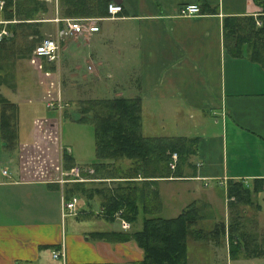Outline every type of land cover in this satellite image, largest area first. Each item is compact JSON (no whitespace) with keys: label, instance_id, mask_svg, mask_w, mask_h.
<instances>
[{"label":"crops","instance_id":"1","mask_svg":"<svg viewBox=\"0 0 264 264\" xmlns=\"http://www.w3.org/2000/svg\"><path fill=\"white\" fill-rule=\"evenodd\" d=\"M113 1L121 3L122 10L114 17L96 16L99 29L90 35L67 37L58 63L32 55L21 61L27 71L19 72L21 63L10 53L9 62L5 61L10 63L6 67L8 80L3 81L0 91L12 100V93L19 88L29 95L35 89L38 98L59 96L65 103L63 111L71 105L78 110L82 100L95 96L71 90L68 84L100 82L111 93L108 97L139 98L143 135L186 137L191 141V152L166 176L140 171L126 177L132 175L129 168L133 163L126 157L103 161L95 157L85 162L73 156L75 164L90 165L94 172L85 174L89 179L81 181L77 213L65 215L61 195L62 190L68 195V184L62 189L50 169L18 167L19 163L17 170H6V174L5 168L0 169V264H134L142 259L143 249L134 239L93 235L121 230L118 218L107 220L102 209L105 197L126 181L135 184L140 193L157 192L152 206L145 208L143 200L137 199L138 217L130 222V228L141 227L149 208L166 218L178 215L190 204L197 208L198 216L186 237L187 264H205L210 252L213 256L225 251L231 260L229 218L234 222L247 217L246 223L264 224V69L245 55L229 53L223 28L224 18L230 16H251L262 23V7L255 0ZM190 2L200 5L201 14L180 15L179 7ZM1 8L2 26L16 20L5 19ZM56 15L57 7L39 19L43 36H47L45 22H51L54 30ZM44 124L40 131L31 129L29 142L17 143L16 153L19 145L31 149L44 143L48 132ZM182 126L194 129L184 131ZM1 147L4 151L13 149ZM229 180L261 188L252 192L250 202H238L232 196L227 198L224 185ZM176 183L183 188L174 189ZM181 193L187 197L175 206ZM61 245L63 262L52 253ZM242 253L240 249L232 254L239 256L238 260L261 257Z\"/></svg>","mask_w":264,"mask_h":264},{"label":"trees","instance_id":"2","mask_svg":"<svg viewBox=\"0 0 264 264\" xmlns=\"http://www.w3.org/2000/svg\"><path fill=\"white\" fill-rule=\"evenodd\" d=\"M2 12L8 21L5 25L12 33L0 40V60L11 54L26 57L40 41L43 34L41 21L37 16L46 11L44 0H3ZM113 0H56L57 11L61 17L105 16L107 5ZM264 10V0H255ZM261 25H256L253 17H225L223 22L225 46L234 56H247L258 62L264 69V16L259 15ZM2 23H0V28ZM23 44H22V43ZM2 67L0 62V68ZM7 77L0 74V86ZM78 120L90 122L93 126L95 141V157L98 160H115L129 158L133 161L130 174L138 172L152 174L150 176H166L170 173L169 159L172 151H176L180 161L187 159L191 152V141L183 136L161 137L145 136L141 133V108L138 97L114 96L89 98L82 100ZM18 104L0 91V139L3 146L12 147L17 144L18 137ZM64 168L75 164L73 154L66 148L62 150ZM94 166L95 163H92ZM176 173V171H172ZM176 175V174H174ZM147 176V175H145ZM261 183V181H260ZM82 182L68 183L67 194L81 189ZM131 181L119 183L114 193L108 194L103 202V213L107 220L114 219V213L122 209L121 215L134 223L138 217L137 199L143 205L152 206L157 192L137 191ZM260 185L249 186L241 180H229L227 193L234 196L235 201L250 202L252 192H257ZM141 227L127 230L97 231L94 236L110 240L134 239L143 249V257L134 264H187L186 237L192 229L197 215V208L190 204L174 217H162L154 214L152 208L145 210ZM235 220L228 225L229 252L244 250L243 256H264V249L248 248L247 233L240 230ZM236 228V230H235Z\"/></svg>","mask_w":264,"mask_h":264},{"label":"rangeland","instance_id":"3","mask_svg":"<svg viewBox=\"0 0 264 264\" xmlns=\"http://www.w3.org/2000/svg\"><path fill=\"white\" fill-rule=\"evenodd\" d=\"M44 1H46L47 3L46 5L48 9L46 11H40V13H38L37 16H41V18L43 14L50 15V12L53 11V9L55 10V8L57 7L56 0H44ZM44 28H45L44 30L45 34L50 35L51 33H53V24L51 22H45ZM32 51L29 53L28 56L26 55V57L32 56L33 55ZM61 56H62V52L60 54V57ZM23 58L25 57L15 56V59L19 63H21V65H18L19 72L20 70L27 71V69L26 70L24 69L25 67L23 68V62H21ZM6 60L9 62V57L6 58L5 56L1 58L2 67L0 68V74H2L5 77H7L6 74L9 73L8 72L9 69L7 70V68L10 66V63L5 62ZM6 79L8 80V78ZM33 80L34 83L37 84L36 82L37 79L34 78ZM128 81H132V80H126L125 82ZM68 85L71 86V90L74 89L76 90V92L78 91L79 93L82 94H90V95L92 94V96H95V98H104L111 96V93H109V91L107 92L105 89H103V85L100 84V82L89 84L88 81L81 80L78 81V83H76V86L71 84ZM90 89L91 92H89ZM26 92H28L26 89L19 88L17 92L15 93L13 92L12 95L10 94L12 96V101L18 104L19 134L17 138V143L29 142L30 140L28 138L30 137L29 134L31 132V129L32 131H34L35 129L40 131L42 128L40 121L47 119V117L50 116L49 120H47L44 124L45 131H48L46 133L47 141H45L46 139L44 138V143L43 141L39 142L40 144L39 146L32 147L31 149L29 146L22 147L21 145H19L16 153L14 148L17 146V144L12 147L8 146V148H13L12 150L4 151L5 149L1 147L2 140L0 139V153L2 154L0 156V169L5 168V170L15 171L17 170L18 167L36 168L40 166L47 168L48 170L50 169L49 171L53 174L52 176L56 177L57 173L55 167L58 164V154L61 152V149L63 150V148H66L68 151H70L71 149L72 151L71 153L75 157L76 161L90 162L94 160L95 156H94V140H93L94 138H93L92 124L90 122L79 121L78 120L79 111L77 109L76 110L73 109L72 105L70 108L67 107V110L62 111V114H59L56 109L46 107L45 100L47 99V97L45 99L38 98L39 93L36 92L35 89L33 95H29V93L26 94ZM27 95L30 97H27ZM28 98L30 99L35 98V99L30 101ZM49 121H56V123L49 125L48 124ZM181 128H182L181 130L184 131L185 130L190 131L194 129L191 126H182ZM17 157L19 158L18 161H17ZM17 163H19V166ZM103 180H109V178ZM70 183H74V182H70ZM180 185L181 184L176 183L174 185L175 187L174 189L181 190L183 187ZM174 189L172 190L173 192ZM75 193L78 195L79 190H76ZM181 194H183L181 198L178 197L175 198V202H174L175 206L181 204L183 199L187 197V193H181ZM226 195L227 198L231 196L228 195L227 191H226ZM232 197L234 198V196ZM247 212L248 213L251 212L249 208ZM228 213L230 216V211ZM247 216H249L248 220H250L251 216L250 215ZM246 219H244L243 221L239 219L238 221H240L239 223L240 230L243 229L245 233H247L246 241L248 248L252 251L254 250L253 249L254 247H260L261 249H264V236H262L264 235V224L255 225V224H251L250 221L246 223L247 221ZM230 220L232 221V218H229L228 222H230ZM235 220L237 219L235 218L234 221ZM118 225L120 226V222H118ZM228 225H227V229H228ZM132 229L133 228H129L127 231H130ZM239 258H240L239 256L237 257L233 256L230 260L229 257H226L225 251H223L222 254L219 253L218 255H213V256L211 255L210 252L205 256V264H264V256L256 257V258H244L243 260H238Z\"/></svg>","mask_w":264,"mask_h":264},{"label":"built area","instance_id":"4","mask_svg":"<svg viewBox=\"0 0 264 264\" xmlns=\"http://www.w3.org/2000/svg\"><path fill=\"white\" fill-rule=\"evenodd\" d=\"M3 0H0V7L3 5ZM122 10V5L119 2L111 1L107 5V11L109 17L116 16ZM201 7L196 2H190L183 4L179 7V14L185 16L199 15L201 14ZM98 18L94 16H81V17H61L56 15L53 20L55 22V27L53 33L47 36H42L40 41L35 45L32 53L33 57H42L46 61H54L58 63L60 60V54L62 51L63 41L67 37H72L74 35L84 34L90 35L94 31L99 29L96 20ZM256 24L260 25L261 21L256 19ZM12 35L11 31L7 29L5 26L0 28V40H2L5 36L10 37ZM33 61V58H31ZM39 66H41L39 64ZM45 105L48 108H54L58 111L59 114H62L63 107L65 103L60 100L59 96L56 97H47L45 100ZM60 116V115H59ZM44 119L40 121L41 123L46 122ZM52 124H55L56 121H49ZM57 125V124H56ZM178 160V153L176 151H172L169 159V167L174 169L176 167ZM45 169V168H44ZM56 169V177H54L55 181H57L60 186L63 187L70 182H81L85 181L88 178L85 174H92L94 169L90 165L85 164H74L70 168H64L63 160H62V149L58 154V164L55 167ZM3 173H7L5 169H3ZM47 176V175H46ZM46 180H53L52 178L46 177ZM225 189L227 185L225 184ZM61 189V190H62ZM64 193V190H62ZM61 195V207L62 214H76L78 211V195L75 193L66 195ZM122 209L117 210L114 213L115 218H118L120 222V227L122 230H128L131 226L130 222L121 215ZM54 257H59L64 259V248L63 245L59 249H55L52 251Z\"/></svg>","mask_w":264,"mask_h":264}]
</instances>
